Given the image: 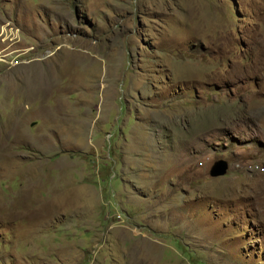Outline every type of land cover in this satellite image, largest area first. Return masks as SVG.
Masks as SVG:
<instances>
[{"label":"rangeland","instance_id":"1","mask_svg":"<svg viewBox=\"0 0 264 264\" xmlns=\"http://www.w3.org/2000/svg\"><path fill=\"white\" fill-rule=\"evenodd\" d=\"M0 264H264V0H0Z\"/></svg>","mask_w":264,"mask_h":264},{"label":"water","instance_id":"2","mask_svg":"<svg viewBox=\"0 0 264 264\" xmlns=\"http://www.w3.org/2000/svg\"><path fill=\"white\" fill-rule=\"evenodd\" d=\"M228 168V162L225 159H218L210 166L209 174L211 176L224 175Z\"/></svg>","mask_w":264,"mask_h":264}]
</instances>
